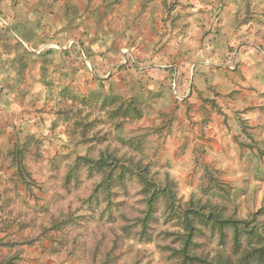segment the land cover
I'll use <instances>...</instances> for the list:
<instances>
[{"label":"rangeland","instance_id":"obj_1","mask_svg":"<svg viewBox=\"0 0 264 264\" xmlns=\"http://www.w3.org/2000/svg\"><path fill=\"white\" fill-rule=\"evenodd\" d=\"M191 1L167 0L161 8V30L156 22L154 34L139 37L142 44H148L142 51L149 52L151 58H143L140 51H132V57L143 64L152 61L155 67L115 74L112 83L102 85V93L126 98L136 95L142 102V118L125 123L121 136L146 134L143 158L155 180L162 183L168 173L183 201L194 198L205 203L208 199L212 205L223 208L226 215L249 219L260 212L262 220L264 106L233 111L231 105L237 92H229V85L242 87L245 98L249 91L259 87L264 98V0H212L215 14L211 16V26L206 25L201 15L195 27L189 26L190 17H187V9H195ZM181 7L185 8L182 17ZM213 36L218 38L217 42ZM211 37L214 43L211 41L207 47ZM166 65L176 67L182 74L181 93L176 89L178 96L174 95L169 76L161 69ZM193 66V73L189 72ZM211 81L218 84L211 86ZM254 81L256 88H252ZM57 87L52 93L47 92V96L30 102L33 111L30 115L40 119L33 131L4 122L24 107L19 109L15 103L10 107L13 110L7 108L5 113L3 104L7 98L3 100L0 95V242L8 243L0 248V255L7 258L17 255L20 264H87L71 243V236L87 250L96 252L94 244L101 241L103 251L110 246L111 228L117 225L106 224L107 215L102 221L96 219L97 215L91 220L88 208L82 205L96 179L82 176L78 185L70 182L68 189L65 185V175L76 157L95 158L105 146L109 145L110 149L116 146L112 128L104 114L89 108L95 104L84 107L79 103L90 96L86 94L76 95L78 102L73 109H81L80 115L71 116L68 125L64 124L58 113L70 109L68 103L59 102L60 86ZM37 89L35 86L34 91ZM98 115L101 121L93 122ZM76 121L80 125L69 129V137L67 128ZM108 130L110 144L88 142L93 135L103 136ZM23 142H29L24 162L34 183L32 197L14 180L7 156L14 146ZM134 201L137 198L131 202ZM135 206V210L139 208ZM111 208L116 217V210ZM70 215L79 217L81 226L66 232L51 227L54 221L66 220ZM203 250L212 255L214 243H206ZM119 252L118 264H174L154 243H138L129 238Z\"/></svg>","mask_w":264,"mask_h":264},{"label":"trees","instance_id":"obj_2","mask_svg":"<svg viewBox=\"0 0 264 264\" xmlns=\"http://www.w3.org/2000/svg\"><path fill=\"white\" fill-rule=\"evenodd\" d=\"M116 1L120 2L121 0ZM198 1L210 2V0ZM166 3L167 0H161V8ZM208 12L211 16H214L215 10L212 5ZM199 13L202 14L203 10L201 9ZM236 14L235 11V16ZM188 23L189 26H192L191 22ZM14 38L18 46L15 63L18 66L17 76L20 81L29 66L28 61L31 57L43 59L52 51L41 50L39 53H35L30 51L24 44L32 49L38 47H31L19 36ZM213 38H216L214 41L217 42L218 38L215 36ZM213 38L209 39L210 42H207L211 43ZM214 41L212 42L214 43ZM124 48L128 50L131 57H127V61L122 63L123 54L121 53L119 61L101 74L96 73L98 77L102 78L96 79L99 85L98 89L88 93L87 95L90 96L82 98V101L79 102L84 107L95 104L93 105L95 107L89 108L104 114L105 120L112 128V139L116 142V146L112 149L109 145L105 146L95 158L88 155L76 157L65 175V185L67 189L70 182L78 185L82 176L93 181L96 179L82 205L88 208L91 220L97 215L96 219L102 221L104 215H107L109 219H106V224L117 223L116 227H112L110 230V246L103 251H101V241L94 244L97 248L96 252L87 250L75 236H71V243L81 252L79 256L87 264H118L121 258L119 252L121 245L131 238L138 243H154L156 247L162 248L167 253L169 260L174 264H264V219H259L260 212L253 214L249 219H238L235 215H226L223 208L212 205L208 199L205 203L202 199L194 198L183 201L182 198L178 197L177 185L168 173L162 183L153 178L150 165L143 158V145L146 134L141 133L138 135L137 133L136 136L130 138L121 136V130L125 123H132L142 118V102L136 95L126 98L111 92L104 94L102 93V85L112 83L115 74L122 75L130 69L134 71L152 70L155 67V65H152V61L143 64L134 59L130 46L126 45ZM79 49H81L85 58L82 57ZM74 50L77 51L82 63L88 62L87 53L80 43L73 42L66 51L74 52ZM43 62L46 63V60ZM161 69L169 76L171 85L176 74L177 93L180 94L182 74L179 73V70L171 65H166ZM191 71L193 73L194 66L189 69V72ZM1 85L0 82L2 99L9 97V93ZM43 85L50 88V93L58 88L53 81L43 82ZM12 92H15V88ZM59 92L61 97L59 102L62 104L64 102L68 103V109L70 110H62L58 114L62 118V122L68 125L71 116L76 118L82 110L76 111L73 109L78 102L76 95L64 88ZM15 101L23 102L17 95ZM58 108H60V105H58ZM100 116L98 115L93 122H100ZM54 124L53 127H56L58 122ZM79 125L80 123L77 121L73 125H69L67 132L69 129L78 128ZM83 132L81 133L82 137L84 136ZM110 135V130H108L103 136L93 135L88 142L97 145L110 144L108 142ZM27 144L29 142L14 146L7 153V156L10 158V167L14 170V180L20 183L26 193L32 197L34 183L24 162ZM135 187L136 192L134 191ZM136 198V202H131ZM101 205L103 206L102 209H98ZM135 205L139 206L136 210ZM111 207L116 210L114 211L116 217H113ZM78 218H73L70 215L66 220L54 221L51 227L61 232L76 229L81 226ZM162 242L165 244L161 245ZM211 242L215 245V251L212 255L209 251L205 252L203 250L206 243ZM6 246H8V243L0 242V248ZM86 256L89 259H86ZM18 261L19 257L17 255L9 258L0 255V264H20Z\"/></svg>","mask_w":264,"mask_h":264},{"label":"crops","instance_id":"obj_3","mask_svg":"<svg viewBox=\"0 0 264 264\" xmlns=\"http://www.w3.org/2000/svg\"><path fill=\"white\" fill-rule=\"evenodd\" d=\"M211 2H190L195 6V9H187L191 27L197 25L198 16L201 21V15L206 25L211 26V14L208 12ZM199 8L203 10L202 14ZM184 9L181 7L179 11L181 17L185 15ZM161 16V0H0V82L1 87L9 93V97L3 99L6 103L3 104V112L8 113L7 108L15 103L19 104V109L20 106L24 107L11 120L4 122L21 126L27 131L35 130L34 125L40 119L30 115L33 111L29 106L30 100L47 96L49 89L44 87L43 82L53 81L60 86L58 90L64 88L73 95H87L99 87L96 79L102 78L97 74L115 64L127 44L132 51H140L141 55L144 54L143 58L150 59L149 52L142 51L148 44H142L139 37L154 34L152 31L156 22L160 31ZM225 16L227 13L222 15L223 20ZM16 35L31 47L52 51L43 59L31 57L20 81L15 63L18 52L14 38ZM73 42L81 44L87 53L88 63L80 61L76 50L66 51ZM210 84L216 86L218 83L211 81ZM253 84L252 88H256L255 81ZM35 86L38 87L36 91ZM13 88L15 92H12ZM258 88L249 91L245 98L242 97V87L229 85V92H237L231 105L233 111L264 105V98ZM16 95L21 101L25 99V102H14ZM254 111L257 113L258 109Z\"/></svg>","mask_w":264,"mask_h":264},{"label":"built area","instance_id":"obj_4","mask_svg":"<svg viewBox=\"0 0 264 264\" xmlns=\"http://www.w3.org/2000/svg\"><path fill=\"white\" fill-rule=\"evenodd\" d=\"M18 39H19V38H18ZM71 44H72V43H70V44L68 45V47H70ZM24 45H25L30 51H33V52H35V53H39V52L42 50L41 48H40V49L37 48V50H34V49L28 47L26 44H24ZM79 50H80V53H81L82 57L85 58L84 55H83V53H82V51H81V49H79ZM122 54H123V57H122V63H125V62L127 61V57H131V56H130V54H129V52H128L127 49H125V50L123 51ZM163 68H164V67H163ZM175 76H176V74L174 75V80H173V82H172V88H173V91H174V95H175V96H178V94L176 93L177 84H176V81H175ZM180 98H182V97H180Z\"/></svg>","mask_w":264,"mask_h":264}]
</instances>
